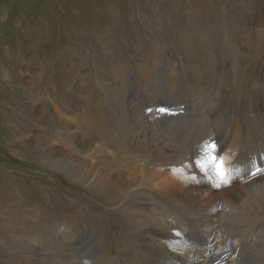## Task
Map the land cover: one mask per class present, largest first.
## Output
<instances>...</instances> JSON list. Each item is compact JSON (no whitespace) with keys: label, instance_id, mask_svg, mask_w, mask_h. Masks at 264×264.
Masks as SVG:
<instances>
[{"label":"rangeland","instance_id":"1","mask_svg":"<svg viewBox=\"0 0 264 264\" xmlns=\"http://www.w3.org/2000/svg\"><path fill=\"white\" fill-rule=\"evenodd\" d=\"M51 2L0 0V264H45L18 242L54 248L78 239L86 256L80 264L156 256L143 244L142 215H129L142 198L123 192L124 180H138L143 170L110 166V152L122 145L118 131L137 125L133 116L155 132L144 140L154 149L196 142L189 137L195 130L206 139L223 132V149L216 137L219 178L189 183L184 165L147 171L165 189L153 194L169 209L163 216H184L179 208L191 202L201 220L208 206L213 216L222 206L242 212L243 198L256 194L264 208V0ZM203 109L214 117L202 121ZM98 117L105 131L94 127ZM191 229L193 247L215 231ZM237 235L231 252L214 262L202 255L201 264L235 262ZM178 252L190 264L188 252Z\"/></svg>","mask_w":264,"mask_h":264},{"label":"bare ground","instance_id":"2","mask_svg":"<svg viewBox=\"0 0 264 264\" xmlns=\"http://www.w3.org/2000/svg\"><path fill=\"white\" fill-rule=\"evenodd\" d=\"M50 5H52L51 0H50ZM48 8H50V6H48ZM58 26L61 27L60 25ZM183 102L187 103L186 101H182L180 102V104L182 103L183 105ZM177 103H179V101ZM193 108L195 107L192 106V109ZM209 113L211 114V116H209L207 111L203 109V111L197 113V115H199V118L202 119V121L206 122L209 117L213 118L215 115L211 112ZM173 114H175V112H173ZM94 120H95L94 123H96L94 127L101 129L104 126L105 128L104 129L102 128V131L103 130L105 131L106 129L105 125L107 124V122L105 120H102V118L100 117ZM213 120L214 119H211L210 121ZM133 121L134 123H137V125L134 126V128L131 127L130 130L127 129V130L118 131L119 135L115 140L117 144H122V145L121 146L116 145L115 146L116 151L114 150L110 152L109 155L110 156L112 155V159L110 160L111 161L110 166L113 164L119 166L121 172H123V169L124 171L126 170L127 172L128 168L133 165L139 166L143 170L140 176L141 178H138V180L137 177H130V176L128 179L124 180L126 184L123 185H126V188L125 190H123V192L129 193V196L131 197L137 196L142 198L139 199L138 201H134V200L132 201L131 207H128L129 215H133L134 213L136 215L139 214L142 215V218L139 220H143L144 222L143 225L144 234L142 237L143 244L147 247V249L155 253L156 256L148 255L139 261L138 259L135 258V255L133 253L131 254L132 256L129 258H123L122 256L116 254V257H114L111 260L105 258L106 260L103 261L101 258L98 259L94 264H101V263L118 264V261H121L122 264H185V262L181 260L180 258L181 254L178 251L188 252L187 254H185L186 256L185 259H187V263L201 264L200 259L202 255L203 256L207 255L208 258L213 261L214 259L216 260L219 259L220 257L223 258V256L228 254L229 251L231 252L234 246L236 245L235 239L238 237L237 232L241 233L240 237L242 240L241 241L242 247H240L239 252L236 254L237 255L236 261L231 262L229 264H264V208L259 207L261 206V204H263L260 202L261 196H257L256 194L251 198L244 197L242 200V205L244 207V210L242 212H238V210L231 209L230 207L227 206H222L221 211L218 212L216 216H213L211 212H213L212 210L214 207L208 206L204 208L203 211L205 212L210 211V213L206 214L205 218L201 220V218H199L197 215L195 216L194 213L190 211L191 209H194L195 202L193 203L191 202L188 204L189 201L187 202L188 204L187 208H183V207L179 208L185 214L184 216H182L181 214L174 215L170 212L168 213L170 214V216H163L162 213H166V211H168L169 209L165 206V203H161V200H159L158 198H154L153 195V194H159L160 192L164 193L165 189H162L159 186L160 184L156 183L157 181L155 182L153 176L154 174L151 175L147 173V171L151 170L152 167L160 168V167H166L167 165L181 167V165H184L185 172L184 171L183 172L184 174L185 173L188 174L190 178L187 179V181L192 184L198 182H208L209 180L219 178L220 173L217 172V170H215L216 167L219 165V161L218 162H216V160L214 161L213 157H216L217 136L219 137V141L221 143L222 149L225 145L224 143H222L223 132L219 133V131L217 132L216 130L215 131L212 130L209 132L208 138L206 139L204 138L202 132H198V130H195L194 132L189 134V137L190 139L196 140V142H193L189 145L184 144L182 147L180 146L181 148H179L178 150L174 149L173 151L172 149L170 151L168 150L170 149V147L168 148V146L159 148L157 145L156 148L154 149L146 145L144 143V140L147 138V136L150 137L155 136L154 135L155 132H153L151 127H148L149 125H146L145 122L141 123L140 121H138V118L136 116L135 117L133 116ZM167 131L163 130L162 133L159 132L160 136L166 139L169 138L168 136H166V134L168 133ZM170 133L175 134V138L179 135L174 132L173 133L170 132ZM171 136L172 138H174L173 135ZM213 145L215 146L214 149L212 148ZM117 146L120 148H118ZM210 155H212L213 157ZM199 158L201 160H199ZM192 162L195 163V166H192L191 164ZM254 168H257V165ZM164 169H160V170H164ZM260 171L261 173L264 172V162H262L261 164ZM79 174L80 177H82L81 176L82 174L79 170H76L73 173V175L77 176V178ZM148 176H150L152 179L151 181L145 184V181H147ZM136 185L138 186L137 188L135 187ZM101 191L103 193L113 192L112 190H109V188H104ZM176 191L177 189L174 190V192ZM204 193L207 194V190ZM151 194L153 195V198L151 197ZM191 205L192 207L190 208ZM156 207H158V209ZM194 211H196V209ZM255 215H257L258 217L259 215H261L262 216L261 221L258 219L255 221L256 219L254 218ZM191 224H193L197 228L198 227L203 228L204 229L203 235H205L206 230H210L215 227V231L212 234L211 240L209 241L203 240V243L201 242L202 243L201 245H199L198 247H196L195 245L194 248L193 244L196 243L195 242L196 234L193 233L191 229ZM173 226H176L180 230V232L182 230L185 234L187 233V238L191 240L189 244H185L186 242L184 243L180 240L179 238L180 234L177 235L178 233L174 232L175 227ZM260 229L262 230L259 232ZM255 233H257V235H255ZM249 234L250 236H252V238L258 237L257 242H252L250 245H248L247 244L248 242H246L245 239ZM77 241L78 239L73 245H68V244L55 245L54 248L49 247V245L51 244L45 245L46 243L42 245V247L38 248V247H34L36 245H33L31 243L26 242L24 244H21L18 242L17 247L23 248V246H25L26 248H29L31 250L34 249L35 251H38L41 257L39 259H41V261L45 264H48L50 262H53L55 264H80L81 263L80 259H83V257L86 256H83V251L81 250L79 253L78 247H76ZM157 242H162V249L159 248ZM4 247L6 248L7 245ZM165 249L172 250L173 252L166 251ZM144 260H146V262ZM213 262L211 264H213Z\"/></svg>","mask_w":264,"mask_h":264},{"label":"snow or ice","instance_id":"3","mask_svg":"<svg viewBox=\"0 0 264 264\" xmlns=\"http://www.w3.org/2000/svg\"><path fill=\"white\" fill-rule=\"evenodd\" d=\"M212 148L214 149L215 146L213 145ZM213 160H215V157H213ZM218 171L220 172L221 175H223V162H220V165L218 166Z\"/></svg>","mask_w":264,"mask_h":264}]
</instances>
